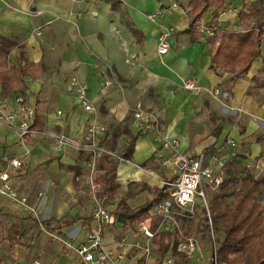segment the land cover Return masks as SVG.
I'll return each mask as SVG.
<instances>
[{
  "label": "crops",
  "instance_id": "0c3cea01",
  "mask_svg": "<svg viewBox=\"0 0 264 264\" xmlns=\"http://www.w3.org/2000/svg\"><path fill=\"white\" fill-rule=\"evenodd\" d=\"M172 1L0 0V36L16 43L8 55L10 65L17 67V58L24 56L18 88L8 91L0 86V98L7 103L4 114L18 108L16 98L21 96L34 107L43 128L80 138L93 123L105 125L101 141L119 155L134 138L131 159L118 161L115 169L117 198L106 201L114 214L123 202L131 209L144 205L163 180L177 173V153L158 141L145 118L134 116L132 109L138 104L158 118L165 136L179 141L178 152H220L228 175L250 172L264 177V86L255 84L257 77L264 79V49L242 76L217 72L211 67L210 44L199 37V29L187 30L189 0H175L179 7L154 21L149 18ZM241 8V0H227L218 25L238 31L243 27ZM212 18L210 8L200 22L209 26ZM167 28H172L170 50L161 54L159 40ZM26 63L33 67L23 72ZM111 73L120 86L104 87ZM74 76L87 84L95 111L79 104L70 83ZM230 140L237 145L232 147ZM3 157L21 160L20 177L13 183L36 212L0 194V219L8 226L19 224L31 245L10 248L4 240L10 257L2 263L41 258L77 264L78 256L67 244L84 239L93 224L88 185L77 179L88 171V155L58 149L47 139L22 137L14 121L0 122V171ZM100 168L103 176L101 162ZM262 189L264 202V184ZM117 218L120 224L105 229L108 243L115 231L133 225L124 215ZM47 220H52L53 229L42 224Z\"/></svg>",
  "mask_w": 264,
  "mask_h": 264
},
{
  "label": "built area",
  "instance_id": "2783aa9c",
  "mask_svg": "<svg viewBox=\"0 0 264 264\" xmlns=\"http://www.w3.org/2000/svg\"><path fill=\"white\" fill-rule=\"evenodd\" d=\"M179 7L177 1L173 0L168 5H162L148 16L151 20H156L158 16L164 15ZM197 28L203 37L213 36L216 29L208 25L197 23ZM172 28H167L161 34L158 51L166 54L170 50L169 36ZM70 83L75 87L77 98L81 107L88 112L95 111V106L88 94V86L77 77H72ZM104 87L113 85L120 86L114 75H107L103 80ZM194 86V84H188ZM219 93V92H218ZM224 94H227L224 92ZM18 108L10 114H4L7 107L5 100L0 98V122L12 125L17 121L20 136H32L39 139L50 140L58 149H73L86 153L88 171L84 175L77 176L78 180H83L88 185V194L94 205L93 224L86 233L84 239L77 244L69 245L78 256L77 264H221L217 256L216 233L213 227L209 210L208 196L205 188H217L226 178L227 161L220 155V152L208 153L202 151L197 155L178 152L179 141L170 139L161 131V123L158 118L146 111L141 104L136 105L132 110L138 119L145 118L147 126L157 131L158 141L163 146L174 151V161L177 167L176 176L170 180H163L162 187L166 197L153 204L149 213L151 217L140 219L133 223L135 233H131V226L122 234L114 237L110 243L105 241V229L116 227L120 224L117 216L106 206V196L100 195L101 184L99 178L102 175L100 162L102 159L121 161L126 158L116 151L108 148L101 141V134L105 133V125L93 123L89 126L84 135L80 138L72 137L64 132L50 128H34L35 110L31 105H27L24 98H16ZM62 111H57L61 114ZM229 144L234 147L235 141L230 140ZM129 160V159H127ZM5 167L0 171V194L6 195L21 203L26 209L34 212L35 208L28 203L26 196L19 195L13 180L20 177L22 162L19 158L3 157ZM207 212L210 226V255L208 262L205 261V251L198 236L194 233L183 232L180 221L194 219L198 212V206ZM160 217V222L156 229L152 228V217ZM122 229V228H121ZM161 234L171 235L168 243L167 254L160 258L158 262L153 258V245L158 241ZM169 251V252H168ZM136 258L134 259V257ZM132 258V260H131ZM24 264H57L55 262H45L41 258H33Z\"/></svg>",
  "mask_w": 264,
  "mask_h": 264
},
{
  "label": "trees",
  "instance_id": "16d2710c",
  "mask_svg": "<svg viewBox=\"0 0 264 264\" xmlns=\"http://www.w3.org/2000/svg\"><path fill=\"white\" fill-rule=\"evenodd\" d=\"M226 3L227 0H189L187 30L197 31V23L202 20L205 12L213 8V18L209 26L216 31L213 36L205 37L210 44L211 67L217 72L229 71L239 77L247 73L255 59L262 56L264 0H241L242 8L238 11V16L243 27L238 31L227 30L218 25L219 16L226 9ZM201 36L203 37L200 33L199 37ZM15 44L12 39L0 36V86L8 91L18 88L17 75L22 71L21 62L24 60V56L20 55L17 58L18 66L10 65L8 55ZM32 67L31 63H26L23 72ZM255 84L264 86V79L257 77ZM32 127L43 128L38 125V117H35ZM133 143L134 138L131 137L126 147L127 152L121 155L122 157L131 159ZM101 165L106 174L99 178L101 184L99 193L106 196V201H111L117 198L115 182L117 161L104 160L101 161ZM243 179L247 182L246 186L235 190L233 199L227 201L224 189L237 180L227 173L225 180L218 186L220 191L214 192L209 199V210L216 233L217 256L221 264H264V202L261 199L264 177L248 172L244 174ZM165 197L163 187L157 188L153 198L144 205L131 209L123 202L115 214L124 215L136 223L142 218L151 217L150 208ZM91 219L93 221V217ZM159 222L160 217L153 216L152 228L156 229ZM51 223L52 220L42 222L45 227L53 229ZM204 224L205 228L210 230L207 216ZM170 239L171 235L161 234L158 243L166 250L168 246L166 240L170 242ZM4 240H8L10 248L15 245L24 246L26 249L31 247L26 235L20 233L19 224L14 222L8 226L0 219V244Z\"/></svg>",
  "mask_w": 264,
  "mask_h": 264
},
{
  "label": "rangeland",
  "instance_id": "374dc122",
  "mask_svg": "<svg viewBox=\"0 0 264 264\" xmlns=\"http://www.w3.org/2000/svg\"><path fill=\"white\" fill-rule=\"evenodd\" d=\"M238 1V0H236ZM234 2V1H232ZM238 5V4H237ZM239 6V5H238ZM237 6V7H238ZM242 27H238L237 30H240ZM263 54V53H262ZM227 176V175H226ZM243 176H238V177H233V178H237V180L233 183L228 185L224 191L227 195V201H231L233 199L235 190L237 189H242L244 186H246V181L243 179ZM232 177V176H231ZM205 191L207 193L208 196V201L210 199V197L213 195L214 192H218L220 191V189L217 187V189H212V188H205ZM263 198V196H261V199ZM106 204V203H105ZM94 207V205H93ZM198 212L197 215L194 219L191 220H182L180 221V226H181V230L183 232H189V233H194L196 236L199 237L201 244L204 248V255H205V261L208 262V257H209V251H210V246H211V238H210V230L205 228V217L207 216V212L202 211L201 206H198ZM205 213V215H204ZM128 229V227H124L120 230L115 231V235L114 237H119L122 236V234H124V232ZM130 232L133 234L135 233V228L134 225H131V229ZM164 247H162L159 243H155L153 245V250H154V254H153V258L155 259L156 262H158L160 260V258H163L166 254L167 251H164ZM168 249V247H167ZM166 249V250H167ZM169 252V251H168ZM0 257L2 258V261H7V259L10 257V250H9V246L6 242H3L0 245ZM136 258V256L134 257V259ZM132 260V258H131ZM0 264H3L2 262H0Z\"/></svg>",
  "mask_w": 264,
  "mask_h": 264
}]
</instances>
